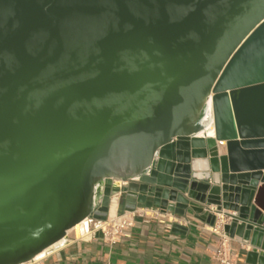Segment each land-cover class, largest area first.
<instances>
[{
    "label": "water",
    "instance_id": "obj_1",
    "mask_svg": "<svg viewBox=\"0 0 264 264\" xmlns=\"http://www.w3.org/2000/svg\"><path fill=\"white\" fill-rule=\"evenodd\" d=\"M119 194L215 206L264 264V0H0V264Z\"/></svg>",
    "mask_w": 264,
    "mask_h": 264
},
{
    "label": "crops",
    "instance_id": "obj_2",
    "mask_svg": "<svg viewBox=\"0 0 264 264\" xmlns=\"http://www.w3.org/2000/svg\"><path fill=\"white\" fill-rule=\"evenodd\" d=\"M142 208L146 207L140 205L137 209ZM146 213L147 216L137 217L135 226L115 245L102 238L89 241L71 236L61 247L50 249L33 264H218L213 259L217 237L199 227L202 219L189 213L188 219L193 224L188 225L155 217L150 210ZM174 223L186 230H174ZM231 244L237 252L238 264H249L247 254L253 247L239 237L233 238Z\"/></svg>",
    "mask_w": 264,
    "mask_h": 264
},
{
    "label": "built area",
    "instance_id": "obj_3",
    "mask_svg": "<svg viewBox=\"0 0 264 264\" xmlns=\"http://www.w3.org/2000/svg\"><path fill=\"white\" fill-rule=\"evenodd\" d=\"M121 194L117 196H112L111 201L114 197H120ZM147 210L154 212L155 217H163L170 218L171 221L176 222H184L185 224L192 225L193 222L190 219L179 218L174 213L163 212L160 208H142L136 209L135 211H126L120 205H118L116 211L108 214L106 221H96L94 219H89L84 223L83 227L80 230L79 236H76L72 230L69 232L68 238L71 236L74 239L81 240L87 239L89 241L102 238L109 245L117 244L120 239L125 235L126 231L130 228L134 227L136 224L137 217L147 216ZM217 207L211 206L209 210V214L216 217L214 225H211L205 220H199V227L214 234L217 237L218 244L213 252V259L218 262V264H238V256L235 249L232 247L233 238L225 231V226L230 223V219L226 218L223 214H219L217 212ZM98 233L102 234V237H98ZM67 238V239H68ZM38 259H34L27 264H33ZM111 264V263H105Z\"/></svg>",
    "mask_w": 264,
    "mask_h": 264
},
{
    "label": "bare ground",
    "instance_id": "obj_4",
    "mask_svg": "<svg viewBox=\"0 0 264 264\" xmlns=\"http://www.w3.org/2000/svg\"><path fill=\"white\" fill-rule=\"evenodd\" d=\"M206 125H207V127H208V129H209L208 132H209L210 134H213V131H212V119H207ZM210 129H211V131H210ZM223 151H225L224 148H223ZM121 183H122L121 181H116V182H115V186H116V187H119V186L121 185ZM118 205H119L118 197H114V198L112 199V201H111V212H112V214L116 211ZM84 223H85V222L80 223V224L76 225V226L72 229V232L75 233L76 236H79V234H80V230H81V228L83 227ZM58 247H59V246H58ZM60 247H61V246H60ZM49 251H50V250H49ZM47 252H48V251H45V252L41 253V254L37 257V259L40 260V259H41V258L47 253ZM47 254H48V253H47ZM45 256H46V255H45Z\"/></svg>",
    "mask_w": 264,
    "mask_h": 264
}]
</instances>
